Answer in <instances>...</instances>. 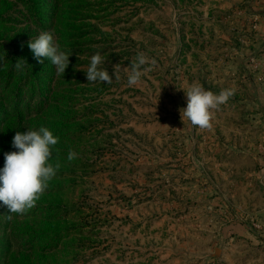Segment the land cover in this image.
<instances>
[{"label":"rangeland","instance_id":"374dc122","mask_svg":"<svg viewBox=\"0 0 264 264\" xmlns=\"http://www.w3.org/2000/svg\"><path fill=\"white\" fill-rule=\"evenodd\" d=\"M44 3L60 11L40 26L0 0V168L40 126L61 168L26 214L0 206V264H264V0ZM43 31L70 55L64 76L28 47ZM97 52L119 80L87 81ZM139 52L156 65L129 87ZM193 82L235 89L211 130L181 120Z\"/></svg>","mask_w":264,"mask_h":264},{"label":"clouds","instance_id":"9594fccd","mask_svg":"<svg viewBox=\"0 0 264 264\" xmlns=\"http://www.w3.org/2000/svg\"><path fill=\"white\" fill-rule=\"evenodd\" d=\"M33 57L41 64L47 59L55 66L58 76L65 74L69 66V53L61 50V45L54 38L51 31L41 32L35 39L28 43ZM104 58L99 52L90 59L86 78L88 82L113 83L119 80L121 68L116 65L113 75L100 67L104 64ZM27 62L23 58L17 59L14 68L17 72H23ZM145 65H156L155 59H149L145 53H137L127 72L129 87L141 82V77L151 68ZM187 106L181 110V120L188 121L192 126L201 130H211L215 111L221 105L226 104L235 94L234 88L221 89L219 93L206 90L199 82H193L185 92ZM59 143V137L55 136L48 127L40 126L38 130H27L24 133L16 132L12 139V146L16 151L4 153V166L0 168V206L8 210L6 219L12 221L13 215L26 214L36 206L37 201L48 189L50 182L56 177L61 164L51 162L55 146ZM78 158V153L68 151L69 162Z\"/></svg>","mask_w":264,"mask_h":264},{"label":"trees","instance_id":"16d2710c","mask_svg":"<svg viewBox=\"0 0 264 264\" xmlns=\"http://www.w3.org/2000/svg\"><path fill=\"white\" fill-rule=\"evenodd\" d=\"M38 1L42 5L40 9L38 8V4H39ZM38 1L37 0H24L26 6L32 12V14L38 15L37 19L40 20L39 21L40 26H44L47 22V17H50L49 14H53V15H51V17L57 16V14L60 11V7L58 6L59 3H56L55 7L53 8L54 11H53L51 5L47 7L48 9L46 11L45 6H47V5L44 3V0H38ZM57 1H59V0H57ZM64 1L70 3V1L72 2L73 0H64ZM56 8H57V10H56ZM28 82H32V81L29 80ZM41 84H42V81H39V84L34 83V88H35L34 90H36L37 88H39V90H40ZM47 88H49V87L47 86L45 88H42V91H46ZM27 126H30V123Z\"/></svg>","mask_w":264,"mask_h":264}]
</instances>
